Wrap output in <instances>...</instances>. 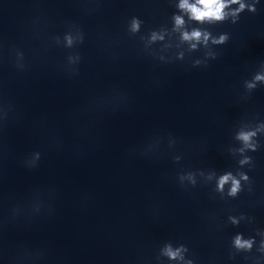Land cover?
Masks as SVG:
<instances>
[{
  "label": "clouds",
  "instance_id": "obj_1",
  "mask_svg": "<svg viewBox=\"0 0 264 264\" xmlns=\"http://www.w3.org/2000/svg\"><path fill=\"white\" fill-rule=\"evenodd\" d=\"M231 4H238L239 7L235 9L233 12H231V15L233 17H236L241 11H243L246 7L250 11H255L254 6L246 5L242 2V0H194V2H190V0H180L179 2V9L183 12L187 13L190 17V19H193L197 22H222L224 21L227 16L229 15L228 12L225 11ZM175 25L177 28H180L184 24V20L182 16H175ZM139 21L133 20L132 21V30L137 31L139 29ZM210 34L207 32H201L200 30H193L191 33L189 32H183L182 33V39L185 41H197L200 42L203 40V42L206 44L209 40ZM162 39V37H158L157 34L153 33L152 39ZM228 40L227 34H222L219 36V38H213L212 42L214 44H224ZM69 43L71 41L69 40ZM196 44H192V48H195ZM257 80H264V76L257 75ZM249 87H254V85L250 84ZM254 133H241L239 136V139H241L247 147H252L253 150L254 146L249 143L251 136H253ZM248 159L245 158V160H242L240 163L244 164L247 163ZM241 179L247 180L248 177L241 173ZM230 183V190L228 192V195L230 196H236L241 191V183L240 179H237L234 177L231 173H226L219 177L218 183H217V190L223 192L225 184ZM233 223H237L235 219L232 220ZM235 246L237 248H251L252 241L251 240H244L240 235H237L235 237ZM167 255L172 258L176 259L180 255V249H177L176 251H173L170 247L167 249Z\"/></svg>",
  "mask_w": 264,
  "mask_h": 264
}]
</instances>
